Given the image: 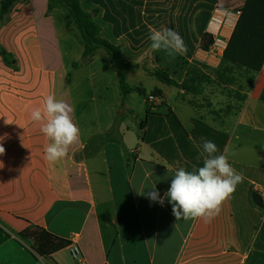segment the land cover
Wrapping results in <instances>:
<instances>
[{"label":"crops","instance_id":"obj_1","mask_svg":"<svg viewBox=\"0 0 264 264\" xmlns=\"http://www.w3.org/2000/svg\"><path fill=\"white\" fill-rule=\"evenodd\" d=\"M244 1L80 0L86 4L85 11L98 10L95 20L102 37L119 45L127 60L179 67L197 60L212 68L221 62ZM48 2L17 4L0 28V45L14 57L12 64H6L0 55V137H4L0 143L5 148L0 156V264H264V207H257L251 196L256 191L264 202V168L228 155L240 139L239 126L264 130V119L255 114L258 106L250 102L260 101L264 70L250 90H244L247 98L241 109L235 95L229 97L217 86L205 87L195 99L197 107L188 103L191 95L176 88L177 99L193 110L190 113L181 103L171 104L166 91L156 87L162 96L149 102L153 109L139 108L137 114L126 99L120 101L117 79L115 88L103 85L99 97H90L84 131L70 79L66 82L69 74L57 23L53 13L46 14ZM165 27L183 37L185 54L170 59L167 52L150 48V30ZM206 32L214 38L209 51L199 46ZM105 55L102 61L110 62ZM106 75L99 74V79L105 81ZM170 75L178 82L185 77ZM58 78L67 90L64 101L74 108L72 118L80 128V139L64 159L50 163L44 158L49 141L31 120V112L42 108L47 95L57 98ZM125 110L138 123L148 112L162 118L175 116L183 130L175 126L170 132L159 124L153 131L156 141L149 144L144 140L146 128H139L133 141L127 138ZM114 124L118 125L111 131ZM205 140L228 155L244 180L211 223L177 220L168 199L161 205L147 193L155 185L163 198L176 169L202 166ZM176 147H181V157ZM76 154L80 160L74 158ZM141 190L144 195L138 194ZM30 225L76 244L79 258L72 257L70 245L49 257L37 255L20 237Z\"/></svg>","mask_w":264,"mask_h":264},{"label":"trees","instance_id":"obj_2","mask_svg":"<svg viewBox=\"0 0 264 264\" xmlns=\"http://www.w3.org/2000/svg\"><path fill=\"white\" fill-rule=\"evenodd\" d=\"M48 1L47 15L54 13L56 6H59L65 11V26L69 28L74 25L78 30L84 47V58H93L101 49L108 55L110 63L116 71L120 98L122 101L133 91L141 93L145 98L149 95L162 96V91L158 89L153 90L151 94L147 95L142 88L128 85L126 81V71L139 69L141 65L127 60L119 45L101 36V27L95 20L98 14L97 9L91 12L85 11L80 0ZM27 2L28 0H0V28L8 22L9 15L17 4H25ZM238 10L239 18L223 52L221 62L219 66L215 68L212 76L211 74H206L202 70L203 64L197 60L189 64L185 71V77L181 82L172 78L170 71L165 68L149 70L147 71L148 74L166 85L182 90L184 95H191L193 100H189L188 103L195 107H197L195 99L204 93L206 86H217L227 93L229 97L231 94L235 95L239 102V109H241V105L246 101L247 95L244 93L245 86L241 84L240 81L241 79L246 80L249 85L248 88L250 89L264 62V0H245ZM213 44L214 38L212 34L209 32L204 33L200 40V49L209 51ZM0 55L3 57L6 64H12L14 57L7 54L6 50L1 45ZM204 67L206 68L207 66ZM237 71H239V74ZM66 82L69 83V76H67ZM259 100L264 103V88L259 96ZM163 118L168 121H170L171 118L176 119L175 116L172 117L170 115L164 116ZM163 118L160 115L148 112L146 119L139 123L140 130L145 128L147 130L144 136V140L147 143H155L156 139L153 140V131L160 127L159 124L163 123ZM160 119L163 121L161 122ZM175 121L178 128L183 130L180 123L177 120ZM115 127H117V124H114V128H112L111 131H113ZM164 137L168 136L165 135ZM104 139L106 140L107 138ZM166 141L167 138L164 142ZM119 143H121V141H119ZM74 158L80 160L77 154ZM20 237L28 241L33 251L40 257H49L70 245L68 240L53 235L46 229L34 225H30L24 229L20 233Z\"/></svg>","mask_w":264,"mask_h":264},{"label":"clouds","instance_id":"obj_3","mask_svg":"<svg viewBox=\"0 0 264 264\" xmlns=\"http://www.w3.org/2000/svg\"><path fill=\"white\" fill-rule=\"evenodd\" d=\"M149 40L152 50H163L169 56L187 52L183 37L169 27L152 28ZM73 112V106L53 94L44 98L42 108H34L31 112V120L39 124L40 131L49 141L44 148V158L50 163L64 159L69 148L80 139V128L73 121ZM3 139L0 137V141ZM201 147L202 166L191 171L184 167L176 169L163 198L155 190V185L147 193L152 201L161 205L168 199L177 220L202 219L204 223H211L222 211L223 203L233 196L244 180L243 174L229 162L228 155L220 152L213 141L205 140ZM4 153L5 148L0 143V156ZM138 194L144 195V190Z\"/></svg>","mask_w":264,"mask_h":264},{"label":"rangeland","instance_id":"obj_4","mask_svg":"<svg viewBox=\"0 0 264 264\" xmlns=\"http://www.w3.org/2000/svg\"><path fill=\"white\" fill-rule=\"evenodd\" d=\"M85 6L86 4L84 3L82 7L85 9ZM53 15L55 17L59 31L60 41L64 54V60L70 79V84H69L70 90H71V94L74 97V102L76 106L75 108L76 113L80 121L82 130L84 129V131H86L88 124L86 104L90 102V97L92 95H95V97H99L102 89L101 86L106 85L109 87V89L111 90L113 89L115 85V80L117 81L116 71L114 70L110 62L102 61L101 56L106 54L103 49L97 52V54H99L97 55V57L96 56H94L93 58L83 57L84 47L82 45L79 32L74 25L69 28L65 26L66 16L64 9H62L59 6H56ZM7 23H5L4 25H6ZM105 58L109 60L107 54L105 55ZM164 58L165 57L163 56L160 57V59H164ZM169 58L171 59L173 58V56H169ZM193 62L180 64V67L173 63H165V62L144 63L141 65L139 69H132L126 71V81L128 85L131 87H139V88L141 87L147 95H149L150 92H152L156 87H160L164 91H166V93L169 95L171 104L177 105L178 103L181 102L177 99L178 90L175 87L166 85L158 81L155 77L145 74H148L147 71L153 70L155 68L168 69L170 73L174 75L185 74V71L188 68L189 64H192ZM202 64H203L202 70L206 74H211L212 76V74H214L215 68L207 66L204 63ZM204 66L207 67L205 68ZM237 72L239 74V71ZM99 74H107L105 76V81L101 77L99 79ZM240 82L245 86V89H249L248 88L249 85L247 84L246 80L241 79ZM66 91L67 90L63 85L61 78H58L57 91H56L57 99L65 100L67 96ZM143 97L144 96L141 93L137 91H133L126 96L125 103L133 107L135 113L137 114H140V111L138 110L139 108L142 109L143 111H145L148 108L151 111L153 107L148 106L150 101L145 97L144 98L146 101H143L144 99ZM250 102L252 104V107L255 108L258 106L256 108V113H255L257 114L258 118L264 119V112L261 111L264 110L261 107L264 106V103H262L261 101H253V100ZM181 104L183 105V103ZM183 106H185L183 109H185L186 111L189 110L188 111L189 113L193 112V110L187 107V105H183ZM181 113L184 112L181 111ZM120 114H121L120 112L119 114L116 113V117L119 116ZM141 115H142L141 117H143L144 112H142ZM123 117L122 118L124 119L123 121H125V125H127L130 129V132L127 134V138L136 141L140 133L138 119L136 120V118L134 119L131 116H129L128 111L126 110H125V115ZM163 120L164 121L161 124V126H164L167 128V130L173 132L174 127L177 126V123L175 121L176 119L171 118L170 121L166 119ZM165 135L168 136L167 134ZM170 135H172V133ZM239 135H240V139L232 144L231 148L228 151V155L232 157H236L237 159L243 160L256 167L264 168V130H260V129L257 130V129H253L252 127H246L241 125L239 126ZM114 136H117V134H115ZM177 150L178 151L177 152L175 151V153H177V155L181 157L182 155L181 148H177ZM142 210L143 207L141 208V211Z\"/></svg>","mask_w":264,"mask_h":264},{"label":"built area","instance_id":"obj_5","mask_svg":"<svg viewBox=\"0 0 264 264\" xmlns=\"http://www.w3.org/2000/svg\"><path fill=\"white\" fill-rule=\"evenodd\" d=\"M263 70H264V62L262 64V67H261V70L260 71H263ZM147 99L150 102H155L156 101V97L154 95H149L147 97ZM70 252H71V255H72V257L74 259H78L79 258V256H80V248L76 244H71L70 245Z\"/></svg>","mask_w":264,"mask_h":264},{"label":"water","instance_id":"obj_6","mask_svg":"<svg viewBox=\"0 0 264 264\" xmlns=\"http://www.w3.org/2000/svg\"><path fill=\"white\" fill-rule=\"evenodd\" d=\"M251 196H252L253 203L257 207H259V208H263L264 207L263 199L261 198V196L256 191H253Z\"/></svg>","mask_w":264,"mask_h":264}]
</instances>
